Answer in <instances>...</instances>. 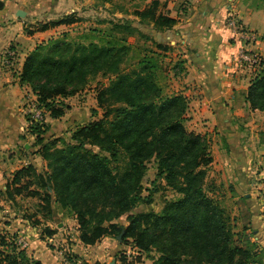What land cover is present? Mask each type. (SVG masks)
I'll list each match as a JSON object with an SVG mask.
<instances>
[{"label": "trees", "instance_id": "trees-1", "mask_svg": "<svg viewBox=\"0 0 264 264\" xmlns=\"http://www.w3.org/2000/svg\"><path fill=\"white\" fill-rule=\"evenodd\" d=\"M157 6L153 0L134 15L152 20L157 28L174 24V19L156 14ZM75 20L65 16L40 29ZM113 27L126 34L133 31L127 21ZM117 40L120 45L49 39L26 55L20 82L30 87L51 118L69 109L61 99L82 91L90 75H108V82L95 94L102 115L76 127L70 141L45 140L47 123L28 125L47 169L30 163L17 170L6 184L7 197H36V212L47 218L58 204L75 215L84 244L122 233L121 242L130 240L141 252L155 248L159 255L153 264H260L255 245L236 237L224 207L209 194L214 189L206 181L210 144L206 134L185 128L186 98L163 94L150 60L123 67L130 46L124 35ZM245 100L251 109L264 110V62L251 77ZM151 160L156 177L179 196L164 200L159 212H133L139 202L152 200V192L142 195ZM122 216L126 225L116 222ZM10 237L0 233V264H42ZM140 259L137 255L126 261L122 256L121 264Z\"/></svg>", "mask_w": 264, "mask_h": 264}, {"label": "crops", "instance_id": "crops-1", "mask_svg": "<svg viewBox=\"0 0 264 264\" xmlns=\"http://www.w3.org/2000/svg\"><path fill=\"white\" fill-rule=\"evenodd\" d=\"M151 1L141 0L135 9H147ZM157 1L156 14L174 19L171 26L157 28L152 20L141 21L119 8L113 13L119 19L116 23L127 21L133 29L129 34L133 43L126 41L130 50L138 39L146 43L141 57L154 65L163 94L186 98L185 128L206 134L209 140L212 162L207 175L231 189L236 225L250 232L252 243L264 247V196L259 187L264 176V110L251 109L245 100L252 75L237 65L242 44L231 37L225 20L229 6L233 5L244 27L258 35L259 40L249 44V48L264 57V0ZM102 3L107 4L101 0H0V219L11 221V224L2 222L4 232H17L26 239L27 253L42 264H64L56 253L59 246L68 247L84 264H121L119 251L129 245L113 242L111 236L84 244L79 238L75 215L58 204H53L49 218L35 211L34 218L39 222L33 225L25 215L28 211L24 203L36 198L24 194L9 198L5 192L7 182L20 168L31 163L40 171L47 169L45 160L36 153L38 147L31 143L34 136L29 133L25 114L30 87L20 82L19 75L26 55L41 42L66 38L68 35L59 33L64 28L70 31L81 20L80 14L100 8ZM18 11L24 15H17ZM65 16L77 20L40 29L41 25ZM8 49L15 52L12 66L3 63ZM86 91L88 88L61 99L69 105L61 117L51 118L48 113L46 133L51 138L61 132L60 120H69L63 137L79 126L73 128L74 125L89 121L84 103L72 107L71 101Z\"/></svg>", "mask_w": 264, "mask_h": 264}, {"label": "rangeland", "instance_id": "rangeland-1", "mask_svg": "<svg viewBox=\"0 0 264 264\" xmlns=\"http://www.w3.org/2000/svg\"><path fill=\"white\" fill-rule=\"evenodd\" d=\"M101 1L106 2L107 4L105 5L104 3H102L100 8L98 7L96 9L91 8L89 11H87L88 13L80 14L78 16L81 19L80 21L78 20L79 23H77L75 26H72L71 27L72 29L70 31H65V28H64L62 32L59 33V35H68L66 38L70 41H73L74 43L88 44L90 42H97L99 45H105L107 43L120 45L121 43L117 39L119 38L120 35H126L127 40L128 39L130 40L128 43H133V39L129 37L130 36L129 34H126V32H122V31L114 29L113 25L116 24V21H119V19L116 16H114L113 13L115 12L116 8H119V9H122L123 13L126 15L134 14V11L137 10L135 8L140 5L139 3H141V0H101ZM70 13L71 12H69V14ZM145 44L146 43L143 42V40L141 39H138L137 42H134V47L130 51H128V53L126 54L125 61L123 62L122 66L125 68H129V69L136 67L138 65L139 60L142 59L141 57V54L143 53L142 49L146 50ZM148 45H151V44H148ZM107 82H108V75L104 76L101 73L90 75L88 77L87 85L85 86V88H88V91L72 99L71 100L73 103L72 107H75L76 105H78V102L80 103L82 102L84 103V107L86 108V110L89 111L88 120H94L96 118H99L103 113V109L97 106V102L95 101V93L97 92L98 88L103 87L105 84H107ZM28 93L31 95L34 94L31 91V89L28 90L26 94ZM81 95H84V96L81 97ZM25 105H27L26 102H25ZM27 121L29 122V124L31 123L28 119ZM68 121L69 120H65L63 122L62 120H60V122H58L59 124L58 130L59 131L61 130V132L59 133L57 137L63 138L65 141H70V137L72 133L71 132L66 137L61 136L62 132L65 129L69 128V126H67ZM44 123H46V121ZM77 125L80 126L81 124L78 123L74 125L73 128ZM45 135L47 137L46 139L47 141L53 138H57V137L51 138V136L48 135L47 133ZM31 143H33V145L36 146L35 137ZM155 164L156 163L154 160H151L148 163V169L142 179V187H143L142 195L144 196V195H147L149 192H152L153 193L152 200L150 203L139 202L137 206L133 209V212L147 211V210L159 212L164 204V200L175 199L179 196L178 193H176L171 188L165 185L164 180L156 177L155 175L156 165ZM206 181L208 185L210 184V186L214 187L213 191L209 192V194L211 193V195H213V197L217 199L219 203L224 207L225 212L230 217V223L231 224L235 223L234 230L236 232V237L243 243L246 241L252 242L250 232L245 231V229H241L240 228L241 226H239L238 224L236 225V221H237L235 219L236 216L232 212L234 207H233L231 196H229L232 193L231 189L227 187V185H224V183L221 184V182L219 183V182L212 181L208 175H207ZM217 192L219 193L217 194ZM35 201H37V198ZM35 201L33 199H29L28 202L26 201L24 203L26 205L25 209L28 211V212H25V215L28 216L29 222L32 223L33 225L39 222V220L36 217L34 218L35 211L37 210V206H36L37 202ZM24 204H22L21 206L22 209L24 208ZM262 207L264 209V204L262 205ZM3 221L11 224L10 220L0 219V233H5L4 224L2 223ZM116 222L122 225H126L127 223L125 216H122L121 218L116 220ZM52 225L53 227L57 228V226L54 223H52ZM6 232L8 233L7 235L11 236L10 238L18 235L17 232H13L12 234H10L9 233L10 231L8 230ZM118 235L119 234L112 236L113 242H119L120 244L130 243V240H124L123 242H121V239L120 240L118 239ZM254 245L258 251V255L256 258L260 260V264H264V247L262 246L259 247L257 246V244L253 243V246ZM122 251H124V249L119 251L121 254L119 255L120 263L122 260V256H124ZM56 253H57V250H56ZM158 255H159V252L155 248L152 249L148 254L140 251V257L143 258V259H140V261L142 262V264H153L154 259H156ZM133 257H137V255ZM76 260L79 261L77 258ZM125 260L127 261L126 258ZM140 261H137V262H140ZM79 262L80 264H84L83 261H79ZM141 262L136 263V264H141Z\"/></svg>", "mask_w": 264, "mask_h": 264}, {"label": "built area", "instance_id": "built-area-1", "mask_svg": "<svg viewBox=\"0 0 264 264\" xmlns=\"http://www.w3.org/2000/svg\"><path fill=\"white\" fill-rule=\"evenodd\" d=\"M226 24L229 27L231 37L242 44L237 54V65L240 69L248 71L252 76L261 67L264 62V57L255 49L249 48V44L259 40L256 32L247 30L241 22L238 13L233 5H230L226 13ZM15 60V52L8 49L3 56V63L7 66H12ZM25 114L30 122L44 123L48 115L42 106H39L35 94H26ZM260 193L264 196V176L259 180ZM19 248L26 249L28 241L22 236H14L11 239ZM57 253L62 257L64 264H80L76 257L71 253L66 246L58 247ZM126 259L131 260L133 256L140 255V250L136 246L128 245L122 251ZM73 256V257H72Z\"/></svg>", "mask_w": 264, "mask_h": 264}, {"label": "water", "instance_id": "water-1", "mask_svg": "<svg viewBox=\"0 0 264 264\" xmlns=\"http://www.w3.org/2000/svg\"><path fill=\"white\" fill-rule=\"evenodd\" d=\"M17 15H19V16H23L24 13H23V11H18V12H17ZM121 235H122V233L118 235V239H119V240L121 239Z\"/></svg>", "mask_w": 264, "mask_h": 264}]
</instances>
